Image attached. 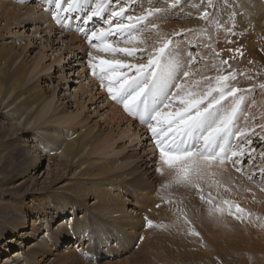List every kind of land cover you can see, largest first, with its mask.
Listing matches in <instances>:
<instances>
[{
    "label": "rangeland",
    "instance_id": "374dc122",
    "mask_svg": "<svg viewBox=\"0 0 264 264\" xmlns=\"http://www.w3.org/2000/svg\"><path fill=\"white\" fill-rule=\"evenodd\" d=\"M143 1L104 0L106 10L101 17L84 23L85 12L77 11L69 14L71 19L62 24L52 19L55 11L54 0L52 4H49V0H24L23 3L20 0L0 1L1 8L6 5L2 10L0 9V13H4L3 10L6 8H8L7 10L11 9L8 17L0 14V16L6 17H0V50L3 49L1 52L9 51V56H12L7 65L0 62V70L7 71V73L2 72L0 78L3 73L10 76L15 69L21 66L20 79L16 83L6 79L2 83V87L9 88L8 93L0 94V158L2 157L0 160V234L4 227L9 228L11 223L20 218L30 220L32 215L38 213L37 206L41 200L55 198L58 193L65 192L67 186H73L77 182H94L102 179L98 186L89 191L85 197L72 201L73 204H80L82 207V211L75 216L76 222L79 223L90 212L94 217L86 221L87 226L82 241H79L80 243L76 244V247L67 250L66 247L73 244V240L62 241L54 251L45 255L43 259H37L36 264H264L262 243H260L261 250L258 248L259 242L263 241L264 243V216H259L257 219L258 216L253 214L256 215L254 221H257L263 228H258L251 234L240 229V221L243 219H237L233 213L229 214L232 208L223 202L225 200H221L216 207L208 206V209H204L205 206L200 202L199 195L198 198L194 195V198L187 202L180 200L178 207L173 206L170 202L167 203L166 195H170L168 186L175 183V178L172 180L175 174L171 175V173L175 172L160 164L158 150L150 130L136 118L130 117L124 111L122 104L109 97L108 81L107 79L103 80L102 86L99 69L95 76L92 74L88 54L99 51L89 45L85 36L94 29L108 27L104 22L108 10L126 6L125 16L129 14L142 15L147 9L159 8L163 4L162 0H145L147 3L142 4ZM237 1L212 0L213 7L209 11L212 12L213 22L205 25L206 22L199 19V15L207 7V0H203V2L202 0H181L177 7L171 8L172 15L168 17L169 22L181 26L177 32L180 34L174 35L173 33L165 39L170 38L175 41L177 51H181L182 47H185L186 50L187 47L188 50L184 54L186 57L189 51H195L198 57H203L194 65V70L200 69L203 63L207 64V57L202 56L205 47L215 46L227 51L238 49L243 53L240 57H227L225 60H228V65H221L220 61L224 59L220 54L216 61L224 70V74L235 72L236 79L230 81L233 85L243 89L256 86L253 87L252 92L238 93V95H244L245 100H248V102L244 100L246 107L242 105L238 122L244 126L249 121V128H255V133L251 135V145L242 149L245 155L233 157L232 159L236 163L230 160L221 164L219 171L225 174L221 175L219 180L229 188L232 185L233 177L239 176L252 188L261 189L264 187V176L261 175V170H264V130L260 127L264 125V89H259L258 85L264 83V9L257 11L259 15L255 22H252L240 10ZM92 4L93 0H89V6ZM16 5L23 7L17 10L19 8ZM183 6H191L194 11H187V13L180 11L179 13V9L177 11L176 8L180 7L181 10H184ZM166 12L169 10L164 12L163 9L156 15L161 17L166 15ZM64 15L65 13H61L62 19ZM43 17L49 18L50 27H54L53 30L45 22H40ZM121 19L119 17L114 19L113 24ZM188 25L192 27H188ZM202 25L205 26L204 29H202ZM77 28L84 31L78 32ZM62 29L66 32H61ZM182 29L194 31L181 33ZM69 35L77 38H72ZM141 39L150 46L156 47L165 40H158L152 32L148 31L144 32ZM233 40L234 42H232ZM77 44L82 46V50L73 48ZM120 46L124 47L125 45L121 43ZM248 46L258 53L259 61H255L252 56L246 53ZM99 53L103 56L101 59L113 57L110 53ZM200 53L201 55H199ZM113 58L131 63L138 62L130 60L122 54H116ZM259 98L261 99L258 100ZM22 101H35V104L26 109L22 115L13 114V109ZM226 102L227 100L223 102L224 105H227ZM247 107L248 109H246ZM113 112L119 115L118 118L111 120L110 114ZM250 112L252 117H248ZM30 115L32 117L28 120ZM22 125L25 128L24 131L20 130ZM45 127L54 130L55 133L58 131L62 139L73 133L78 136L85 132L80 136L79 154L71 159L72 163H65V158L60 153L63 148L62 142H57L49 152H41L45 146H42L36 134ZM235 130L236 128L233 129V131ZM243 140L244 138H241L239 141L232 140L231 142L239 150ZM12 141L14 142L12 143ZM249 148L256 149L251 159L248 156ZM32 150L40 154V163L34 164L35 169L23 179L21 178L22 167L28 168L29 162L26 158ZM111 161L113 166L109 165ZM102 162H105L103 167L108 170L111 168V170L99 177L97 176L99 173L97 167ZM80 163L83 165L75 169ZM157 169L170 170L171 173L163 172L162 175ZM213 169V173L204 171L203 178L197 180L196 183L204 182L203 187L210 189L211 178L206 173H210L209 176L214 173L218 175L215 171L216 168ZM134 174L135 176L141 174V179L136 180ZM169 176H173L172 179ZM103 180L115 183L112 185L115 186L114 189L112 186L107 187L108 183L104 185ZM184 184L175 183L174 191L176 193L185 192ZM205 185H209V187H205ZM181 188L183 189L181 190ZM148 190L150 192L147 194L156 197L148 196L146 201L141 194ZM98 191L105 196V200L99 201V203L95 197L98 195ZM188 191L190 192L192 189ZM195 193L200 194L199 192ZM262 196L264 198V194ZM190 201L198 204L199 217L203 219L212 217L216 210L215 216L219 217L216 227L220 232L215 230L214 232L218 233L217 240L222 239V242H217L221 246L220 249H213L211 246L210 248L208 243H198L195 238L190 240L193 243L190 244L187 237L184 238V231H181L184 215L180 214L185 211V206L192 205ZM98 205H104L105 209L101 210ZM210 210L213 212L212 216ZM171 212L175 215H171ZM47 213L48 210L44 219L47 218ZM129 217L139 218L141 224L137 227L130 225L127 219H124ZM146 218L153 222L152 228L145 229ZM42 219L43 217L39 223L43 222L44 219ZM211 220L214 219L210 218L209 221ZM59 224L60 221L54 219L48 224V228L50 231L57 232ZM162 224L168 231L165 233L166 235L163 233V236L168 238H163L162 232H160L158 235L162 236L161 239L155 241L148 239L147 234H156L158 230L162 229ZM221 227H228V230L229 227H232L228 232V238H226L229 242L224 240L225 243H223L221 234L227 233H221ZM40 229L43 233L44 228ZM210 231L209 235L212 233L211 229ZM16 232L17 238L12 237L9 232L0 236V253L8 246L13 247V250L0 254V264H4L5 260L10 255L14 256L19 249L29 253V247L35 244L40 237H45V234L39 235L37 239L36 236H32L31 239L22 243L20 242L22 241L21 237L25 236H21V234H28L29 230L16 229ZM213 234L211 237L215 236ZM246 234L250 237L245 236ZM169 236L174 239L170 240ZM10 240L14 241L7 243ZM15 240L22 243V246L14 247ZM149 240L155 245L151 246ZM242 245H246V249L252 245V249L243 251L245 249ZM153 249V256H150L148 261H144L146 253L149 254ZM207 250L211 253L210 255L204 254L207 253ZM64 252H69V255L60 260V257L64 256Z\"/></svg>",
    "mask_w": 264,
    "mask_h": 264
},
{
    "label": "snow or ice",
    "instance_id": "6c2138e0",
    "mask_svg": "<svg viewBox=\"0 0 264 264\" xmlns=\"http://www.w3.org/2000/svg\"><path fill=\"white\" fill-rule=\"evenodd\" d=\"M52 2L49 0V3ZM180 3L181 0H169L168 6L175 8ZM54 7L53 19L60 24L70 20L68 14L73 12L84 11V23H87L101 17L106 10L104 0H93L92 6H89V0H54ZM212 7V0H207V7L199 15V19L205 21L206 25L213 22L212 12L209 11ZM162 11L160 8H149L142 15L125 16L126 6L112 9L104 18L108 27L92 30L85 39L96 51L110 53L113 57L122 54L138 62L131 63L117 58L101 59L89 53V67L94 76L99 69L102 86L103 80L107 79L109 97L122 104L130 117L136 118L150 130L160 162L162 166L174 170L175 182L190 184L199 190L196 181L203 178L205 169L210 168L214 162L223 164L231 160L236 163L232 158L245 155L242 149L251 145V135L255 129H233L245 100L238 93L252 92L256 86L243 89L233 85L230 81L236 79L235 72L224 74V70L216 65H213L217 72L214 77L202 76L200 80L189 81L195 75L194 65L203 57H198L195 51H189L187 59L182 61L176 42L172 39L163 40L158 47L150 46L141 39L145 31L152 32L158 28L150 18ZM61 13H65L63 19ZM118 17L122 19L113 24V20ZM77 31L84 30L77 28ZM185 31L194 30L182 29L181 33ZM121 43L125 46L121 47ZM215 55L219 56V52H215ZM240 55L243 53L240 52ZM220 63L228 65V60ZM205 81L208 83L200 90ZM258 87L264 89V83ZM229 97L232 100L225 106L223 102ZM260 127L264 130V125ZM241 138L244 140L238 150L231 141H239ZM255 151L249 148V159ZM157 171L163 174V169ZM261 175L264 176V170H261ZM261 191H264V187ZM200 198L203 200L204 196ZM208 203L211 204L212 200L209 199ZM236 212L243 214V209L237 205ZM229 214L232 212L229 211ZM236 218L241 219V216ZM185 222L189 223L187 219ZM153 226V222L147 220V227ZM190 234L199 235L194 229Z\"/></svg>",
    "mask_w": 264,
    "mask_h": 264
},
{
    "label": "bare ground",
    "instance_id": "6f19581e",
    "mask_svg": "<svg viewBox=\"0 0 264 264\" xmlns=\"http://www.w3.org/2000/svg\"><path fill=\"white\" fill-rule=\"evenodd\" d=\"M0 1H2V0H0ZM162 2H163V4L161 6H159V8L160 9H164V12H165V10H167V11L169 10L170 13L166 12V15H163L161 17H159L158 15H155V16L151 17V19H150L152 22H154V23H156L158 25V28H156L155 30L152 31V33L154 34L155 38H157L158 40L159 39H161V40L165 39L168 35H171L173 33H177L178 30H180V28H181V26L178 25L177 23L169 22L168 17L170 15H172V13H171L172 10L168 6L169 0H162ZM46 3H48V1H46ZM144 3H147V1L144 0L142 4H144ZM49 4H52V3H49ZM237 4H238L240 10L243 11V13L245 14V17L249 18L252 22H255V20L257 19L258 15H259V13L257 11L260 10V9H264V0H238ZM1 5H2V3H1ZM10 5H12V4H10ZM4 6L6 7V5H4ZM16 7L19 8L17 10H20L23 6L20 7V5L19 6L16 5ZM183 7H184V10H181L180 7L176 8V10L178 11V9H179V13H180V11H186V13H187V11H191V12L194 11V10H192L191 6H189V7L183 6ZM258 7H259V9H258ZM2 8L0 7L1 10H2ZM7 9L8 8L4 9L3 10L4 13H0V14H4V15H6V17H8V15L11 13V11H10L11 9L10 10H7ZM15 10H16V8L14 9V11ZM110 12H111V10H108V15L110 14ZM174 13H175V11H174ZM175 14H177V12ZM183 14H184V12H183ZM13 15H15V14H13ZM3 16H0V17H3ZM6 17L4 16V18H6ZM152 19H154V20H152ZM40 22H43V23L45 22L47 25H49V27L51 26V23H50L51 21H49V18H46V17L44 18L43 17V18H41ZM55 25H56V23H55ZM188 27H192V26L188 25ZM50 28H51V30H53L52 28H54V27H50ZM64 28H65V26H64ZM74 28H76V27H74ZM204 28H205V26L202 25V29H204ZM61 32L65 33L66 30L62 29ZM229 35H231V34L229 33ZM69 36H71L72 38H77V37H75L73 35H69ZM214 36H216V35H214ZM217 37H218V35H217ZM232 42H234V40ZM214 43H215V41H214ZM208 47H205V51H204V48H203L204 52L202 54V56H204V58L207 57V59H206L207 60V64L203 63L202 67L200 69H198V70H194L193 69L194 72H195V75L190 77L189 81L200 80L202 78V76H213L214 77L217 74L216 68H214L213 65H216L217 67L220 68V64L216 61V60H218L219 56H216L215 52H219L220 56H222V58L224 60L227 59V57H229V56H234V57L235 56L236 57H240L241 56L240 55L241 51H239V52L234 51L233 52V51H229V50L227 51V50H224V49L222 50L221 48H219V47L216 48L215 46L214 47L212 46V48H208ZM73 48L77 49L79 51L82 50L81 49L82 46L80 44L79 45L77 44ZM184 48L182 47L181 48L182 50L178 51L180 53V58H181L182 61L187 59V57L184 54H185L186 50H188V49H187V47H186V50ZM227 48H228V46H227ZM2 50L3 49L0 50V62H2L3 65L4 64L7 65V62L10 61V58H12V56H9V51L1 52ZM246 53L249 56H252L255 61H259L258 53L252 47L248 46V49H246ZM93 54H94L95 57H98V58H102L103 57L99 52H93L92 55ZM229 54H231V55H229ZM199 55H201V53ZM111 59H113V57ZM20 68H21V66H19L17 69H15L10 74V76L9 75H5V73H3L2 77L0 78V94L4 95V94L8 93L9 88L2 87V83L6 79L13 81V83H16L20 79V77H21ZM2 72H6L7 73V71L1 69L0 70V75H1ZM207 83L208 82H206V81L203 82L201 84V86H200V90H203L204 85H206ZM16 98H18V97H16ZM260 99L261 98H259L258 100H260ZM231 100H232V98L229 97L227 102H226L227 105H225V106H228L230 104ZM245 101L248 102L247 99ZM34 102H25V101L20 102L18 104V106H16L13 109L14 110L13 114H15V115L24 114L26 109L31 108L33 106V104H35ZM243 106L246 107L244 105V102H243ZM246 109H248V107ZM249 111H246V112H249ZM252 113H253V111H252ZM118 115L119 114L115 113V112L111 113L110 114L111 120H114V119L118 118ZM251 115L252 114L250 112V116H248V117H252L253 116V115L252 116ZM31 117H32L31 115L28 116V120ZM245 118H247V117H245ZM242 120H244V118H242ZM238 121H240L239 117H237V121H236L237 127H235V128H239L240 127V128H248V129H250L249 128V123H250L249 121H247L245 123L246 125H244V126L242 124H239ZM23 125L21 126L22 128L20 130L24 131L25 128H24ZM52 132H53V134H52ZM84 133H80L78 136H76V134L73 133L74 135L70 134L68 137H65L64 139H62V137H61V135H60V133L58 131H56V133H55L54 130L45 127L43 129L41 128L36 135H37L38 140L42 143V146H45L44 150L41 151V152H49L50 150H52L54 148V146H55V144L57 142H62L63 143L62 144L63 148H62V152H60V153L65 158V163H67V162L72 163L71 159L73 157H75L77 154H79L78 150H79V146L81 145V144H79L80 136H82ZM13 142L14 141H12V143ZM50 148H52V149H50ZM39 157H40V154L39 153L37 154V152L34 151V150H32L30 152V155L28 154V158H26V160L28 159L29 166L26 169H25V167H22L23 172H22V177L21 178L24 179L28 174H31V172L35 169L34 168V164H39L40 163ZM1 159H2V157L0 158V160ZM112 161L109 164L111 166L114 165V164H112ZM104 163L105 162H102L97 167V169H99V173H98L97 176H99V177L102 176L103 173H106L107 171L111 170V168H109V170H108L107 168L103 167ZM113 163H114V161H113ZM131 163H133V162H131ZM219 164H220L219 162H214L213 165L211 166V167L214 166L217 169V170L215 169V171H216V173L218 175H215V173H214V174H211L209 176L210 173H206L208 175V177L211 178V182L209 184L210 185V189L206 187V186L209 187V185H205L206 188H204L203 187L204 182H201V183H198L199 184V190L196 187H193L190 184L188 186L184 184V189L186 191L182 192V193H176L174 191V188H173L174 184L176 183L175 182L174 184H171V185L168 186V187H170V189L168 191L170 195H166L167 203L170 202L173 206H177L178 207L180 205V200L187 202L188 200L193 199L194 195H196L197 198H198V195H199L200 202L203 204V206H205L204 209L205 208L208 209L207 208L208 206L212 205L213 207H216L221 200H225L223 202H226V201L228 202L227 204L229 206H231V208H232L231 210L229 208V210L232 211L233 215L241 216V219H243V220L240 221V223H241V228L240 229H242L243 231H248L249 233L252 234L258 228H263L261 225H259V223L257 221H254V219H255L256 215L258 217L259 216H264V198L262 196L264 194V191H261V189H259V188L258 189L252 188V186L247 185L245 183L244 179H242L239 176H238L239 178L237 176H235V178L233 177L232 185H230L229 188H228V186L225 187L224 184L222 182H220V180H219V178H221V175L225 174L224 172H220L219 171V168L221 167V164L220 165ZM81 165H83V163L78 164L75 169H78V167L81 166ZM106 166H108V165H106ZM87 167H89V166H87ZM211 167L205 169L204 171L213 173V170H214L213 168L214 167L213 168H211ZM164 168H166V167H164ZM226 170H229V169H226ZM11 171H13V170L11 169ZM168 171L171 173L172 170L171 171L168 170ZM168 171H166V169H165L163 172L164 173L165 172L169 173ZM173 172H174V170H173ZM9 173H11V172H9ZM174 174L175 173H171V175H174ZM72 175H75V173H72ZM140 175L141 174H139V176L138 175L135 176V174H134L135 179L136 180L139 179ZM169 177H171V179H172L173 176H169ZM174 178H175V175H174L172 180H174ZM101 180L102 179L94 181V182H85V183H78L77 182L75 185L73 184V186H67V188L65 189V192L58 193L55 198H49V200H47V198H46V199L41 200L39 206H37L38 207V213L35 214V215H32L30 220H26V219L20 218V219L16 220L15 222L11 223L9 228L8 227H4L3 228V232L0 234V236H3L7 232H9V233H11L12 237H16L17 238L16 235H18V234L16 232V229H20L21 231L29 230L28 234H25V235L21 234V236H25V237H21L20 236L22 238V241H20V242H22V243L25 242L27 239L28 240L31 239L32 236H36V239H37V237L39 235H44L45 234V237L44 236L40 237V239L37 240L35 242V244H32L29 247V250H30L29 253L22 252V250L19 249L18 251L15 252L14 256L10 255V257H8V259L5 260L4 264H36L37 259H39V258L43 259L45 255H47L50 252L54 251L56 249L57 245L59 243H61L62 241L64 242V241L73 240V244H69V246L66 247V250L76 247L75 245L80 243L79 241H82V239L84 237V232H85V229H86V226H87L86 221L88 219L94 218V217H93V214L90 212V213L87 214L86 217L84 216L83 219L79 223L76 222L75 221V216H76L77 213H80L82 211V207H81L80 204L79 205L78 204L77 205L73 204L72 201L77 200L76 198H81L82 199L83 197H85L89 193V191L94 190L98 186V183ZM103 181H104V185H106L108 183L106 180H103ZM114 184L115 183L109 182L107 187L112 186ZM263 186H264V183H263ZM114 187L115 186H112V189H114ZM182 189L183 188H181V190ZM190 189H192V191L189 192L188 190H190ZM228 190H231V191H228ZM149 192H150V190H148V191L144 192L143 194H141V196L146 201H147V197L148 196H150L151 198H155L156 197V196L152 197L151 195L147 194ZM195 192H199L200 194H197ZM65 193H67V194H65ZM203 194H205L207 196H205ZM201 195L204 196L203 200L200 198ZM95 197H96L98 203H99V201H104L105 200V196L99 191H98V195L95 196ZM110 198H111V196H110ZM209 199L212 200L211 204L208 203ZM190 202H191L192 205L190 207L189 206L188 207L185 206V211L181 212V214H180V215H184V220H183V225H182L183 229L181 230V231H184V233H183L184 234V238L186 239V237H187L188 242L195 238V240L198 243L199 242H202V243L204 242L206 244L208 243L209 247L211 246L213 249H220L221 246H219L218 243L222 242V239H220V241L217 240V236H218L217 234L218 233L214 232V230L217 231V232L219 231V230H217V227H216V224L219 222L218 221L219 217L215 216L216 210H214L215 211L214 213L211 210L209 211V212H211L210 213L211 216H212V213H213V216L210 217V218L214 219L213 221L212 220L209 221V219H210L209 217H208V219H206V218L203 219V218L199 217L200 211H199V209L197 207L198 204H196V203H194L192 201H190ZM237 205L241 209H243V214L236 212L235 208H236ZM98 207L101 210L105 209L104 205H101V206L98 205ZM47 210H48L47 218L44 219V216L46 215ZM248 214H250V215H248ZM253 214H256V215L254 216ZM171 215H175V214L173 212H171ZM210 215H208V216H210ZM41 217H43L44 220L42 219L43 222L39 223V221H41ZM54 219H56L57 221H60V224L58 225V228H57V232L56 231L55 232L50 231L49 228H48V224ZM58 219H60V220H58ZM124 219H127V222L130 225H133L135 227H137L139 224H141V220L139 218L138 219L137 218L133 219L132 217H129V218H124ZM186 219H187V221H189V223L185 222ZM145 225H146L145 229H147V223ZM161 226H162V229L158 230L159 232L158 231H157V233L155 232L156 234H154V233L153 234H147V238L148 239H152L151 241H155V240L161 239V237L163 236V233H164V235H166L165 233H168L167 229L164 228L166 226L163 227V224ZM227 226H229L228 223H227ZM41 227L44 228V232L43 233L41 232V229H40ZM157 227L158 226H156V228ZM224 228H226L228 230V227H224ZM224 228L221 227V229H222L221 233L225 232L227 234L223 233V235L221 234V236L223 238V241L225 240L226 242H229V241H227L226 238H228V232L231 231L232 227H229L230 229L228 231L226 229L224 230ZM235 228H236V226H235ZM192 229H194L195 232L199 233V235L198 236L191 235L190 231ZM210 229L212 230V233H210V235H209V232H211ZM242 230L241 231L239 230V231L242 232ZM160 232H162V236L158 235V234H160ZM213 232H214V234H213ZM211 234H213L215 236L211 237L212 236ZM260 235H262V234L260 233ZM171 236H173V235H171ZM171 236H169L170 240H171V238H173ZM245 236H249L250 237V235H248V234H246ZM164 237L165 236H163V238ZM179 237H181V236L179 235ZM165 238H168V237L166 236ZM203 238L205 239V241H203L204 240ZM13 241L14 240H10L7 243H11ZM225 241L223 243H225ZM20 242L18 240H15L14 247L15 246H22V243H20ZM191 243L192 242L190 241V244ZM223 243H221V244H223ZM260 243H262V246H264V243H263V241L258 243L259 247L258 246L257 247L260 248V250H261L262 246H261ZM150 245L154 246L155 243L151 242ZM245 246H243L244 248L242 247L243 249H245L243 251H246V250L249 251V249L252 247V245L251 246L249 245L250 248L246 249L247 246L246 247ZM254 249H257V248H254ZM11 250H13V247L8 246V248H5V250H2V252L0 254H4V252H7V251L9 252ZM151 252L149 254L146 253V258H145L144 261H148L149 257L153 256L154 249ZM64 253H65L64 256L60 257V260H63V258H65L67 255H69V252H64ZM204 254L210 255L211 253L209 252V250H207V253H204ZM229 254H231V253H229ZM20 259H22V262H20Z\"/></svg>",
    "mask_w": 264,
    "mask_h": 264
}]
</instances>
